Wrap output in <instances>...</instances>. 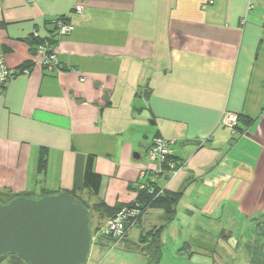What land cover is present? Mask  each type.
<instances>
[{
	"label": "crops",
	"instance_id": "obj_1",
	"mask_svg": "<svg viewBox=\"0 0 264 264\" xmlns=\"http://www.w3.org/2000/svg\"><path fill=\"white\" fill-rule=\"evenodd\" d=\"M76 3L0 0V53L10 67L32 64L0 91V191L70 192L93 155L94 203L133 202L146 171L173 192L249 191L247 210L262 211L264 0H89L83 13ZM61 16L74 28L58 37L60 69H45L32 38ZM227 112L245 125L233 132ZM156 135L171 141L175 173L154 177L142 160Z\"/></svg>",
	"mask_w": 264,
	"mask_h": 264
},
{
	"label": "rangeland",
	"instance_id": "obj_2",
	"mask_svg": "<svg viewBox=\"0 0 264 264\" xmlns=\"http://www.w3.org/2000/svg\"><path fill=\"white\" fill-rule=\"evenodd\" d=\"M244 125L240 121L239 127ZM143 152L142 160L149 161V156ZM237 190L221 198L216 197L214 191H209L206 196L199 192L195 195L188 189L182 191L176 216L162 212L159 207L152 208V211L143 214L141 223L130 230L129 240L134 244L128 245L122 240L118 242L110 234L114 240L107 248L95 243L101 235L97 234L96 226L105 227L108 218H101L96 210L94 202L97 198L93 193L84 195L92 216L94 234L88 264H150L149 245L158 248V264H249L246 245L255 239L258 219L264 214V209L257 208L254 213L248 211L249 204L244 202H247L245 199L249 191L236 193ZM214 196L215 200L220 199L209 208L204 209L196 203V200H209ZM248 196L251 197V193ZM244 204L248 212H245L246 215L243 213ZM0 264L29 262L7 255L0 260Z\"/></svg>",
	"mask_w": 264,
	"mask_h": 264
},
{
	"label": "water",
	"instance_id": "obj_3",
	"mask_svg": "<svg viewBox=\"0 0 264 264\" xmlns=\"http://www.w3.org/2000/svg\"><path fill=\"white\" fill-rule=\"evenodd\" d=\"M92 241L89 208L66 191L0 200V259L17 254L29 264H85Z\"/></svg>",
	"mask_w": 264,
	"mask_h": 264
},
{
	"label": "trees",
	"instance_id": "obj_4",
	"mask_svg": "<svg viewBox=\"0 0 264 264\" xmlns=\"http://www.w3.org/2000/svg\"><path fill=\"white\" fill-rule=\"evenodd\" d=\"M63 17L66 18L67 16H61L52 21V23L54 24L53 30L51 34L48 35V37H46L50 41H52L53 44H55L58 40V32H57V26L55 24V21ZM66 19L68 21L69 17H67ZM42 39L43 37L41 36L39 37L34 36L32 38V41L37 43V49H39L38 46L42 42ZM16 68L20 69L21 72H24L26 69L30 70L32 68V64L31 63L23 64ZM44 68L48 69L46 67ZM59 69H60V64H59V68L56 70H59ZM239 118H240V115H239ZM237 128H239L238 124L236 126V129ZM47 156H48L47 151L44 148H42L40 151V157H39V171L40 172H43L47 167V163H48ZM168 161L175 162L176 165H175L174 170H177L180 168V164L174 160V155L172 152V154L168 157V160L163 163L164 172L173 171L172 169L169 168ZM81 174L82 176L77 179L74 189L68 193L74 195L77 201L82 202L84 205L88 207L86 199L84 200L83 196H81L80 194V191L86 188V189H89L90 192L93 193L95 196H98L100 189H101L102 180H103L102 174L94 170V156L93 155H89L87 157L86 162H85V167ZM142 179L144 182H141L140 185L134 187V189L137 192V196L133 202H130L128 204L117 203L114 206H109L104 201H99L95 203L96 210L100 214L101 218H109L111 216H114L125 207L128 209H131V208L136 209L137 215L135 216V218H133V221H135L136 219V223L135 225H133V228H134L136 225L141 223L143 214L152 208L159 207L163 209V212L176 216L177 207L179 204L182 191H177V192L169 191V190L164 189L161 186H158L157 183L151 180V178H147V179L142 178ZM142 183H145L146 186L141 187ZM46 194H49V193H46ZM18 195L30 196L28 194L13 193L12 190L5 189V190L0 191V200L5 203V202H8L13 197H16ZM90 217H91L92 235H94L93 234V220H92L91 214H90ZM263 227H264V220L259 221L257 223L255 239L252 240L251 242H248V244L246 245L247 251L249 254V264H264V229ZM100 229H102V227L96 226L97 231ZM129 236H130V233L126 235L124 238L120 239V241L122 240V242H126L127 244L128 243L134 244V242H131L129 240ZM113 240L114 239L113 237L110 236V234H106V235L101 234L100 238L98 239V241H96L95 244L99 245L102 248H107L108 245H110ZM93 242L94 241H92V243ZM148 247H149L148 253H151V258L149 260L150 264H158L159 263V260H158L159 252H158L157 246L149 245ZM9 255H13L18 258L20 257L17 254H9ZM3 258L5 257H2L0 260H2ZM85 264H88V261Z\"/></svg>",
	"mask_w": 264,
	"mask_h": 264
},
{
	"label": "built area",
	"instance_id": "obj_5",
	"mask_svg": "<svg viewBox=\"0 0 264 264\" xmlns=\"http://www.w3.org/2000/svg\"><path fill=\"white\" fill-rule=\"evenodd\" d=\"M32 1V0H29ZM89 0H77V3L74 7V10L78 13H83L85 10V3ZM213 0H210L212 3ZM68 17V16H67ZM66 17V18H67ZM65 17L56 20L55 24L57 26L58 37H62L64 35L69 34L73 28L74 24L71 21H67ZM35 37H43L42 42L39 44V50L42 52V57L40 59V64L42 67H46L48 69H58L59 68V58L56 50V44H53L48 38V35H41L39 31L34 33ZM22 73H29V70L26 69L24 72H21L20 69L16 67H10L4 58V55L0 53V91L3 89L5 84L11 78L15 77L16 75ZM222 123L231 128L233 132H236V126L238 124V115L235 113L227 112L225 113ZM173 150L171 148V141L167 138L156 135L152 139V143L148 149V155L151 161H153L155 165V169L153 170V176L158 177L159 175L163 174L164 167L163 163L168 160V157L172 154ZM175 162L168 161V166L172 169L173 173H175ZM146 171L142 174V178L146 179ZM145 187V185L141 186ZM137 215L136 209H128L123 208L120 212L116 215L111 216L107 219V223L105 227L97 231L101 234H112L113 237L120 241V239L124 238L126 235L130 233V230L133 228V225L136 223L133 221V218Z\"/></svg>",
	"mask_w": 264,
	"mask_h": 264
}]
</instances>
